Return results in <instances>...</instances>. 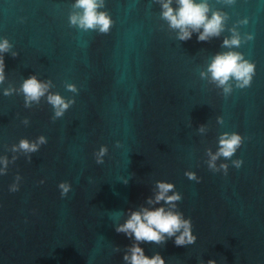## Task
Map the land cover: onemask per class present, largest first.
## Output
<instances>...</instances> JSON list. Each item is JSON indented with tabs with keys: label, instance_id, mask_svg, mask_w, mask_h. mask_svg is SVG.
<instances>
[{
	"label": "water",
	"instance_id": "water-1",
	"mask_svg": "<svg viewBox=\"0 0 264 264\" xmlns=\"http://www.w3.org/2000/svg\"><path fill=\"white\" fill-rule=\"evenodd\" d=\"M166 2L102 0L97 12L111 26L101 33L71 22L84 12L77 0H0V44L10 45L0 52V170L8 160L0 264H130L135 237L116 228L159 208L190 220L196 239L140 243L147 258L264 264V0H194L207 5L208 19L222 17L219 36L206 41L199 32L178 39L162 15ZM170 7L178 10V0ZM234 33L240 45L224 47ZM228 52L254 65L250 86L213 79L209 67ZM33 76L49 86L26 106L22 88ZM49 95L72 102L62 116ZM225 134L239 135L241 146L210 167ZM40 137L36 152L12 150ZM158 183L173 185L174 207L156 202Z\"/></svg>",
	"mask_w": 264,
	"mask_h": 264
},
{
	"label": "clouds",
	"instance_id": "clouds-1",
	"mask_svg": "<svg viewBox=\"0 0 264 264\" xmlns=\"http://www.w3.org/2000/svg\"><path fill=\"white\" fill-rule=\"evenodd\" d=\"M180 5L178 10H174L170 7L171 0H167L166 3H162L163 17L169 22L170 26L174 29H179L178 39L181 41H188L192 37L193 32H199L198 41H206L209 37L219 36L222 29V17L215 13L211 19H208L206 13L208 8L206 4H196L194 0H178ZM102 0H77L76 7L84 10L82 16L71 17L73 24H79L84 29H96L99 28L101 33H107L111 26V20L106 13L97 12L99 7H102ZM203 28V32L199 30ZM191 29V30H189ZM252 37H249L251 39ZM240 45V37L234 33L232 39H225L224 47H238ZM10 45L5 40L0 44V52H7ZM242 57L238 53L228 52L223 55H218L214 59L213 63L209 67V71L212 73L214 80H218L221 85L227 83L230 77H234L241 83L238 87L244 88L250 86L252 75L254 73V65L247 61L241 62ZM3 59L0 58V83L3 82ZM49 85L42 84L37 81L33 76L25 80L23 84V93L26 97L25 105L29 106L30 101H38L41 96L44 95ZM68 89L75 92L74 86L69 85ZM228 91V89H225ZM12 90H6L5 95H11ZM48 102L56 109V117L63 115V112L69 107V103L65 101L59 95H49ZM43 137L39 138L38 143H29L27 140L22 139L19 142L18 148L13 146V151L23 150L26 153H33L38 151V144H44ZM220 149L216 155L211 157L210 167L215 166L214 162L219 156H223L228 159L231 158L236 149L241 146V137L237 134H232L230 138L225 134L224 138H221ZM106 149H101V155L104 154ZM15 159V158H14ZM103 161L97 160V163ZM2 163L4 169L0 170V175L6 174L8 165L7 158H3ZM242 161H234L237 168L242 165ZM222 168L227 170V165H221ZM189 179H196L194 173H186ZM16 180L19 181L20 177L17 176ZM198 183L200 181H197ZM43 183V181H41ZM62 189L61 196L63 197L68 191L69 187L66 184H60ZM159 193L156 196V202L159 203L164 200L168 204H173L174 201L180 199L179 195L167 196V193L172 190L173 185L166 183H158ZM11 192L18 191V185L13 184L10 187ZM152 201H149L151 203ZM174 207V204H173ZM183 230V231H181ZM117 233H124L128 235L133 234L136 243L131 246L129 251L131 256L125 255L124 259L129 261L130 264H165L164 259L159 255L153 256L151 259L144 255V250L139 246L140 243H165V235L168 238L175 237V245L182 247L187 244H192L195 241V237L191 233V221L184 220L180 214L172 211L166 212L163 208H159L155 211H149L143 209L141 212H133L129 220L125 224L116 228ZM177 232H181L179 236H176ZM208 264H216L214 260H209Z\"/></svg>",
	"mask_w": 264,
	"mask_h": 264
}]
</instances>
